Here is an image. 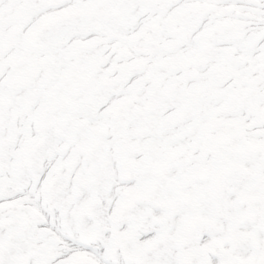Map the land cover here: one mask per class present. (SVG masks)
Wrapping results in <instances>:
<instances>
[{
  "label": "snow or ice",
  "instance_id": "obj_1",
  "mask_svg": "<svg viewBox=\"0 0 264 264\" xmlns=\"http://www.w3.org/2000/svg\"><path fill=\"white\" fill-rule=\"evenodd\" d=\"M0 264H264V0H0Z\"/></svg>",
  "mask_w": 264,
  "mask_h": 264
}]
</instances>
